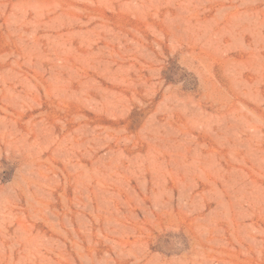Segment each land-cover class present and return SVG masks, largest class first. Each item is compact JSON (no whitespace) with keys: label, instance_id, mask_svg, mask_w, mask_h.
<instances>
[{"label":"rangeland","instance_id":"obj_1","mask_svg":"<svg viewBox=\"0 0 264 264\" xmlns=\"http://www.w3.org/2000/svg\"><path fill=\"white\" fill-rule=\"evenodd\" d=\"M0 264H264V0H0Z\"/></svg>","mask_w":264,"mask_h":264}]
</instances>
